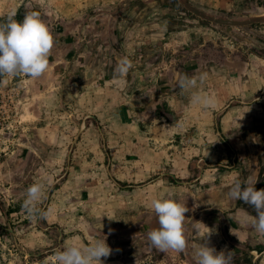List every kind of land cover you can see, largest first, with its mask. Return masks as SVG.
<instances>
[{
  "label": "rangeland",
  "instance_id": "1",
  "mask_svg": "<svg viewBox=\"0 0 264 264\" xmlns=\"http://www.w3.org/2000/svg\"><path fill=\"white\" fill-rule=\"evenodd\" d=\"M10 11L17 20L39 12L54 47L42 77L0 80V264H55L58 249L98 239L112 249L104 264H196L209 229L208 245L231 251L232 264H264L254 210L228 196L236 179L264 189V0H0V21ZM123 57L132 62L125 94L137 92L143 109H124V119L88 109L92 85L104 87ZM204 72L198 89L178 86ZM192 91L211 94L215 107L192 104ZM154 102L161 108L148 109ZM156 122L169 124L172 140L152 141L177 160L127 181L118 166L137 168L138 157L111 155L116 127L138 139L142 124L154 137ZM212 123L220 134H209ZM187 154L188 164L179 160ZM33 183L43 185L44 217L22 207ZM169 197L189 208L183 252L149 246L159 227L150 202ZM196 222L209 229L194 231Z\"/></svg>",
  "mask_w": 264,
  "mask_h": 264
},
{
  "label": "clouds",
  "instance_id": "2",
  "mask_svg": "<svg viewBox=\"0 0 264 264\" xmlns=\"http://www.w3.org/2000/svg\"><path fill=\"white\" fill-rule=\"evenodd\" d=\"M53 47L54 38L39 12H29L22 20H17L15 12L10 11L0 21V80L6 76L23 75L33 79L42 77L49 67ZM131 67L132 62L128 57L121 58L115 69L116 77L124 78ZM207 78L206 72L198 77L182 75L178 86L183 91H191L198 89ZM190 100L203 109H211L216 105L215 97L201 91H192ZM256 183L252 177L244 181L236 179L229 188L228 196L233 200L243 201L254 210L255 216L250 217V223L258 234L264 236V189L257 190ZM42 191L43 185L40 183H33L26 190L22 207L30 218L47 215V212L38 207ZM150 203L158 218L159 227L148 233L149 246L161 252H183L187 243L184 235L185 214L189 212L185 202L169 197L153 199ZM201 225L204 224L196 222L194 231L199 232ZM211 233L209 229L203 239L205 242L195 252L196 264H232L231 251L217 252L208 245ZM111 254L112 249L106 240L98 239L87 246L71 244L58 249L55 252V264H104L102 258L106 259Z\"/></svg>",
  "mask_w": 264,
  "mask_h": 264
},
{
  "label": "crops",
  "instance_id": "3",
  "mask_svg": "<svg viewBox=\"0 0 264 264\" xmlns=\"http://www.w3.org/2000/svg\"><path fill=\"white\" fill-rule=\"evenodd\" d=\"M126 77L122 79H118L116 76H112L109 80H105L104 87H98V84L92 85V90L94 91L91 93L88 109H117L119 119L126 118L124 109H143L142 106L139 104L137 95V92L132 94V96H128L125 94V85H123V82L125 81ZM95 82V81H94ZM99 88V90H98ZM104 88V89H103ZM97 90V91H96ZM161 103L154 102L151 107L148 109H159ZM213 124V123H212ZM129 125V124H128ZM127 125V126H128ZM125 127L126 125H122ZM216 126V124H215ZM123 127L120 125H117L116 130L120 131L116 133V140L113 139L111 141L112 145L120 146L117 147L116 151L110 150L111 155L115 158V155L118 157V162L123 163H129L130 161L125 160L130 152L132 151V154L137 155V159L133 162L135 165H137V168H129L128 166H118L120 170L123 169L126 170V173L124 174V177L127 181H135L138 179H142L144 177H147L151 175L153 172L157 170V167L164 164L167 161L172 162L173 159L170 156L165 155V151L162 150L157 146L158 143L161 140L165 141V138H168V134L165 133V130L170 129L169 124H163L159 125V122L153 123L152 129L155 130V136H147L149 135V129L147 127H143V124L137 128L140 130V134H134V136H139L138 139L135 138H126L127 136L124 134V131L122 130ZM217 127V126H216ZM214 127V124L212 125V131L209 133L210 135L213 134L215 131H217L216 134H220V130L217 127ZM135 128V129H136ZM151 129V130H152ZM209 129V128H208ZM218 129V130H217ZM221 129L225 130V124H222ZM148 130V131H145ZM122 131V132H121ZM151 138V139H150ZM152 139H155V141H152ZM167 140H172L171 137H169ZM155 142V143H154ZM218 141L213 139L212 143H209L212 146L216 145ZM151 145V146H150ZM152 145L155 146V148H151ZM149 148L153 153H148L149 156H145L146 148ZM212 157L209 156L208 158H200L202 161L211 160ZM179 160L183 161L185 160L188 164L189 161V154H187L186 159L180 158ZM184 165V167L181 169L182 172H189V165ZM140 165V166H138ZM123 170V171H124ZM125 172V171H124ZM166 188V187H165ZM168 190H171L174 187H167ZM183 188V187H181ZM197 195V194H196ZM155 217V215L153 216ZM155 220V218H154ZM156 218V223H157Z\"/></svg>",
  "mask_w": 264,
  "mask_h": 264
},
{
  "label": "built area",
  "instance_id": "4",
  "mask_svg": "<svg viewBox=\"0 0 264 264\" xmlns=\"http://www.w3.org/2000/svg\"><path fill=\"white\" fill-rule=\"evenodd\" d=\"M5 98L6 95L3 96V85L2 83L0 82V109H7V106L6 105H1V101L3 100L2 98Z\"/></svg>",
  "mask_w": 264,
  "mask_h": 264
},
{
  "label": "trees",
  "instance_id": "5",
  "mask_svg": "<svg viewBox=\"0 0 264 264\" xmlns=\"http://www.w3.org/2000/svg\"><path fill=\"white\" fill-rule=\"evenodd\" d=\"M20 18V17H19Z\"/></svg>",
  "mask_w": 264,
  "mask_h": 264
}]
</instances>
